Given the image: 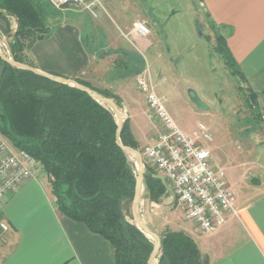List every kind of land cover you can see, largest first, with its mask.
Masks as SVG:
<instances>
[{
  "label": "crops",
  "instance_id": "0c3cea01",
  "mask_svg": "<svg viewBox=\"0 0 264 264\" xmlns=\"http://www.w3.org/2000/svg\"><path fill=\"white\" fill-rule=\"evenodd\" d=\"M105 1L106 8L113 11L111 14L104 7L107 14L99 13L88 23H58L47 36L35 40L27 54L38 70L63 77H80L90 86L96 83L97 90L117 96L120 100L117 105L123 120L128 121L138 149L153 144L162 126L149 117L145 96L137 86L136 77H146L154 90L162 83L163 80L153 82L147 65L146 54L153 46L150 37L157 27V20H165L169 27L166 30L173 35H188L190 29L186 24L184 28L181 23V28L175 25L176 16L184 11L193 16L191 33L198 32L203 39L206 60L210 61L208 55L216 42L213 44L209 34L201 32L199 26L221 27L220 35L232 58L250 92L255 94L258 106L264 109V0ZM129 12L132 21L140 20L148 25L150 33L147 36L136 35L131 25L125 26L127 32L121 31L118 36V15ZM109 23L116 28L113 34L107 30ZM83 29L90 40L97 34L100 45L88 43ZM164 57L169 67L172 58ZM138 59L144 68L139 73L131 69L137 66ZM116 65L122 72L127 66V73L115 74ZM156 94L165 100L163 93ZM238 126L230 127L228 137L215 133L207 145L212 163L224 169L226 181L236 197L235 211L227 216L223 225L214 232L203 233L185 217L179 206L173 205L170 193L166 191L159 198L163 205L160 209L168 211L174 207L182 214L174 225L161 223V232L169 228L188 233L201 254L207 257L208 264H264V140H258L253 130ZM230 146L237 157L229 150ZM10 147L17 150L11 143ZM219 149L227 151L225 165ZM142 191L145 192L144 185ZM1 223L7 224L8 230L0 227V264H115L113 250L104 237L58 211L41 169L0 200Z\"/></svg>",
  "mask_w": 264,
  "mask_h": 264
},
{
  "label": "trees",
  "instance_id": "16d2710c",
  "mask_svg": "<svg viewBox=\"0 0 264 264\" xmlns=\"http://www.w3.org/2000/svg\"><path fill=\"white\" fill-rule=\"evenodd\" d=\"M41 5L40 0H0V9L14 14L19 21L10 36L11 58L30 66L32 60L21 51L23 39L31 37L29 48L48 34L37 33L43 25ZM0 31L5 35L11 31L8 17L0 15ZM214 48L223 52L227 66H236L243 77L224 37H216ZM137 63L131 69L139 73L144 68L142 61L138 59ZM126 69L123 67L122 72L116 65L114 72L123 75ZM72 78L91 88L80 77ZM95 91L114 98L116 104L120 101L109 91ZM116 129L113 112L86 92L16 68L0 58V134L41 166L62 215L82 222L110 243L115 264H147L153 243L126 218L124 206L133 198L136 172L129 155L116 143ZM120 141L137 148L126 119ZM145 166V190L150 200H157L166 190L153 177V169ZM159 237L157 264H208L185 231L165 228Z\"/></svg>",
  "mask_w": 264,
  "mask_h": 264
},
{
  "label": "rangeland",
  "instance_id": "374dc122",
  "mask_svg": "<svg viewBox=\"0 0 264 264\" xmlns=\"http://www.w3.org/2000/svg\"><path fill=\"white\" fill-rule=\"evenodd\" d=\"M40 1L42 2L41 18L43 25L37 31L38 35L49 33L55 25L63 21H76L82 25L83 23H88L91 17H95L87 11L73 6L66 9H57L49 6L42 0ZM96 1L97 5L93 6L96 15L99 13L103 14V12L107 14L106 10H104V7L106 8V1ZM174 7L176 8V6ZM106 9L110 14L113 12L108 6ZM176 9H179V7ZM130 12L118 15V36H120L121 31L124 33L127 32L125 26L131 25L132 14ZM176 18L177 21L175 25L181 28V26H179V23H181L184 28L186 24L190 29L189 34L173 35L166 30L169 29V27L164 23L165 20H157V27L150 37L153 46L146 54L147 65L153 82L157 83L163 80L160 85L155 86V91L156 93L160 92L165 95L164 106L171 119L176 126L186 134H191L198 128L199 123H202L211 131L213 137L215 133L228 137L231 126L238 128V125H242L244 130H253L256 134V138L263 141L264 109H261L257 101L253 99L252 92H250L244 77L238 74L236 70L237 67L229 65V67L231 66L229 68L227 66L228 63H226V55L214 47L212 48L213 50L210 51L211 55H208L210 61L208 59L206 60L204 57L205 52H203V39L198 35V32H194L195 34L191 33L193 29V16L184 11L181 15H177ZM9 20L10 32L13 33L16 29L15 20L12 18H9ZM1 24H3V21H1ZM220 28L215 29L211 24L199 26L201 32L204 31L209 34L213 44L216 42L215 37L221 34L219 32ZM85 30L86 29H83L84 37L87 42L91 43V45L96 44L99 46L101 40L97 34L94 36L92 35L93 40H90L89 36L85 34ZM107 30L110 34L116 32V28L111 23H109ZM30 39L31 37L29 36L23 39L21 51L24 55L27 53ZM173 40H175L174 43ZM9 41L10 36L0 31V50L11 58ZM157 42L159 43L157 44ZM159 44L163 45V47H159ZM167 49H169V53ZM162 55L169 59L172 58L169 67L165 64V57ZM40 82L42 84L45 83V81ZM96 85L97 84L94 83L90 89L97 90ZM189 89L197 93L200 99L208 106L207 110L201 111L197 109L196 105L188 96ZM0 137L5 144L10 145V142L4 136L0 134ZM208 144H210V142L206 143L205 146ZM225 147L227 146H224V148ZM136 149L141 152L140 149ZM219 150V155L225 165L227 162V151ZM229 150L234 156H238L231 146ZM129 158L133 162L136 172L137 166L135 158L132 155H129ZM126 203H128L124 206L126 218L133 223L131 200ZM173 205L178 206L175 201ZM159 206H163L159 199L150 200L147 191L145 190L144 193L142 191L138 210L139 216L146 225L158 235L161 234V229H163L161 223L167 222L174 225L173 223L182 218L181 211L178 208L173 207L171 210L167 211L160 209ZM156 213H159V215L156 216ZM188 224L191 225L192 222L188 221ZM157 262L158 259L154 264H157Z\"/></svg>",
  "mask_w": 264,
  "mask_h": 264
},
{
  "label": "built area",
  "instance_id": "2783aa9c",
  "mask_svg": "<svg viewBox=\"0 0 264 264\" xmlns=\"http://www.w3.org/2000/svg\"><path fill=\"white\" fill-rule=\"evenodd\" d=\"M45 1L57 9L68 4L96 16L93 9L97 5L96 0ZM131 30L139 36L150 33L148 25L140 20L132 21ZM136 83L145 96L149 117L162 126L155 142L141 149L144 164L165 176L174 191L177 205L187 219L203 233L214 232L224 224L228 215L234 213L236 197L226 181L224 169L212 163L210 151L205 146L213 139L211 131L199 123L191 134L184 133L169 116L164 101L156 94L150 81L138 75ZM40 169L33 158L24 151L13 150L0 137V200ZM0 227L8 230L5 223Z\"/></svg>",
  "mask_w": 264,
  "mask_h": 264
},
{
  "label": "water",
  "instance_id": "95a60500",
  "mask_svg": "<svg viewBox=\"0 0 264 264\" xmlns=\"http://www.w3.org/2000/svg\"><path fill=\"white\" fill-rule=\"evenodd\" d=\"M68 7H69L68 4H63L61 6L62 9H66ZM0 15L8 17V18H12L13 20H15L16 29H17L19 21H18V18L14 14H11L5 10L0 9ZM14 32L15 31H13V33ZM13 33L9 32L8 36H11ZM0 58L3 59L8 64H10L16 68H20V69L30 71V72L38 75V76L44 77V78L49 79L53 82H56L59 84H65V85L77 88L83 92H86L88 95H90L98 103H100L103 106L108 107L113 112L115 120H116V124H117V129H116V134H115L116 143L121 147V149L126 154L132 155L135 158V163L137 166L134 194H133V198L131 200V215H132L133 224L146 237H148L152 240L153 248H152V251H151L150 256L148 258L147 264H154L157 260V256L159 253L160 237L158 234L153 232L146 225V223L140 218L139 211H138L140 199H141V195H142V190H143V179H144V174H145L144 160H143L142 154L139 150L132 148L130 146L123 145L120 141V131H121L122 124H123L124 120H123V116L120 112L118 105L114 101V98L105 97V96L99 94L98 92L91 90L90 88L78 83L76 80H74L71 77H63V76H58V75L51 74V73H46V72L38 70L37 68L30 66L26 63L15 61L12 58L5 55L1 50H0ZM188 96H189L190 100L196 105L197 109H199L201 111L208 109V106L200 99V97L197 95V93L194 90L189 89L188 90ZM153 177L157 178L161 181L165 190L171 194L172 200L176 201V196L174 194V191H173L172 187L167 183L165 176L162 174L155 173V174H153Z\"/></svg>",
  "mask_w": 264,
  "mask_h": 264
}]
</instances>
